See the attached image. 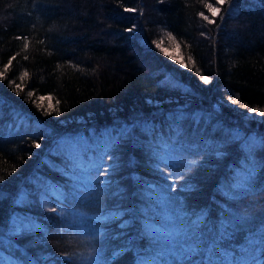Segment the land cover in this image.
Here are the masks:
<instances>
[{"label": "trees", "instance_id": "obj_1", "mask_svg": "<svg viewBox=\"0 0 264 264\" xmlns=\"http://www.w3.org/2000/svg\"><path fill=\"white\" fill-rule=\"evenodd\" d=\"M0 74V264L75 263L63 211L83 205L76 178L92 171L106 264H264V0H0ZM163 145L192 159L174 186L183 259L145 227L172 185ZM233 211L254 216L221 231Z\"/></svg>", "mask_w": 264, "mask_h": 264}, {"label": "rangeland", "instance_id": "obj_2", "mask_svg": "<svg viewBox=\"0 0 264 264\" xmlns=\"http://www.w3.org/2000/svg\"><path fill=\"white\" fill-rule=\"evenodd\" d=\"M165 49L172 56H176V59L180 58L178 48L166 45ZM156 150L158 162L167 171L172 185L165 183L157 186V190L154 193L157 201L154 203L152 210L146 212L145 227L154 236L158 249L164 254L162 255L163 257L169 260L183 259L184 255L190 250L192 231L189 228V224L184 220L185 212L181 208V195L174 189V186L178 183H173V181L180 180L182 172L192 159L188 153L176 146L163 145ZM251 166L253 167V165ZM242 172L241 180L235 181L233 184L234 190L237 187L246 186V181H249L246 170H241L240 173L242 174ZM106 173L103 172L101 175L106 176ZM100 179L101 176L96 171L78 175L76 178L77 194L81 196L84 203L83 205H73L63 211L66 225L72 230L73 235L82 241L78 242L80 251L74 264H106L108 261L106 255L100 254L99 245L96 243L103 223L108 221V216L102 214L101 209L98 207ZM170 187L174 191H170ZM234 190H229L228 192L231 194L238 193V190ZM44 198L47 202V197L44 196ZM253 216V214L248 212L238 215L233 211L232 216L224 223V225L229 224L228 227L231 229L222 227L221 231L235 233L237 230L245 228ZM21 226V224L17 225L13 229L15 231L20 230ZM260 226L264 227V222L260 223ZM254 236H258V240L262 237L259 234ZM241 263L244 264V261ZM253 263L259 264V260Z\"/></svg>", "mask_w": 264, "mask_h": 264}, {"label": "snow or ice", "instance_id": "obj_3", "mask_svg": "<svg viewBox=\"0 0 264 264\" xmlns=\"http://www.w3.org/2000/svg\"><path fill=\"white\" fill-rule=\"evenodd\" d=\"M217 3H218V4L231 3V0H217ZM206 7L209 8V10H210V12H211L212 15H218V14H219V8H218V7H215V6H213L212 4H207ZM129 11H134V10H133V9H129ZM201 15L203 16V13H201ZM203 18H204L205 20H208V19H209L208 16H203ZM210 22H211V21H210ZM129 31H132V29H129ZM17 39H24L25 41H27V38H26V37H17ZM27 47H28V44H27V42H26V43L24 44V48H27ZM25 58H27V57H25ZM184 67H187V65H184ZM2 78H3V75L0 74V79H2ZM203 80H204L205 83L209 82V78H208L207 76H204V77H203ZM29 95L31 96L32 93H29ZM40 99L43 100V99H46V98H45V97H41ZM47 99H51V98L48 97ZM233 103H237V101H236V100H233ZM243 107L247 108L248 106H247V105H243ZM250 111H252V112H257L258 110H257L256 108H252V109H250ZM259 114L262 115V116H264V111L259 112ZM36 146L39 147L40 145L37 144ZM106 155H107V158H108V159H112V158H113L111 155H108V154H106ZM103 159H104V158L101 157V164L98 166V168H99L100 170L106 172V170L103 169ZM193 163H195V162H193ZM249 177L251 178V173H249ZM180 179H184V177L181 176ZM101 183H104V181H101ZM173 183H178V181H173ZM189 187H191V186H189ZM169 190H170V191H174V189L171 188V187H170ZM51 210H52L53 212L57 211L55 208H53V209H51Z\"/></svg>", "mask_w": 264, "mask_h": 264}]
</instances>
